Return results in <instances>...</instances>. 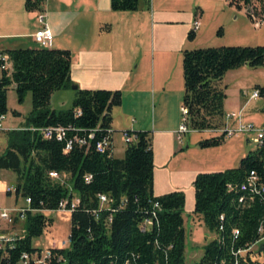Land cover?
<instances>
[{
  "label": "trees",
  "instance_id": "1",
  "mask_svg": "<svg viewBox=\"0 0 264 264\" xmlns=\"http://www.w3.org/2000/svg\"><path fill=\"white\" fill-rule=\"evenodd\" d=\"M43 1L23 0V6L26 11H39ZM140 3L149 6V0H109V8L135 10ZM250 3L251 0H228L238 9L244 7L248 17ZM254 8V13L264 17V0H258ZM193 36L194 31L189 29L187 39ZM1 54L7 56L10 67L0 69V115L6 113V91L13 84L18 102L26 92L31 96V109L23 127H69L60 140L44 139L35 130L6 129L5 146L0 150V169L10 170L16 177L15 199L28 197L29 207L39 210L57 208L64 197L79 199L68 218V244L52 249L63 261L53 264H183L184 194L181 190L153 194L150 133L126 130L134 138L125 143L122 157H113L111 148L103 153L94 148L97 140L112 133L110 111L121 101L120 90L76 87L69 107L50 109V94L73 85L69 50L37 45L0 49ZM263 58L264 45L183 49L181 105L186 108L188 130L222 128L225 93L219 83L223 73L240 64L259 66ZM254 89L264 113V86L256 85ZM90 132L87 145L72 143L63 152L67 138L73 134L86 137ZM222 138L220 133L199 140L198 145H217ZM49 170L66 172L68 188L48 178ZM250 171L264 181V134L261 144L240 157L236 167L194 175L192 211L214 234L204 244L196 264H264V244L256 251L247 250L244 260L233 254L264 234V193L240 188ZM84 174L90 175L87 181ZM98 194L107 198L106 204L99 201ZM241 196L243 200L239 202ZM145 219L150 224L145 225ZM19 222L22 236L0 246V264H17L21 253L37 250L32 238L50 223L41 211H26L23 220L14 221ZM234 228L238 231L235 237Z\"/></svg>",
  "mask_w": 264,
  "mask_h": 264
},
{
  "label": "crops",
  "instance_id": "2",
  "mask_svg": "<svg viewBox=\"0 0 264 264\" xmlns=\"http://www.w3.org/2000/svg\"><path fill=\"white\" fill-rule=\"evenodd\" d=\"M219 1L228 5L227 0H149L148 7L140 3L135 10L115 11L109 8V0H44L41 4L39 12L44 14V20L53 34L50 47L69 50V75L73 84L79 88L120 90L121 101L110 111L112 133L121 130L150 133L154 195L183 190L185 198L188 192L193 202V188L187 184H191L194 175L225 169H209L208 165L203 166L201 159L192 167L185 168L180 165L185 153L177 150L181 149L183 135L177 133L183 92L181 51L202 47L198 43L204 35L200 31L202 18L206 10ZM195 16H198L200 25L189 40L186 33ZM140 20L146 21L147 25L145 50L137 44ZM33 27V31L24 35L3 31L0 38H31L39 24L36 22ZM143 65L148 66L145 81ZM243 105L237 109L241 111V119ZM148 107L151 109L150 123L145 117ZM223 112H229L224 109V100ZM47 212L43 213L46 215ZM68 218L69 214L65 219L69 221ZM51 227L52 222L47 228ZM260 243L262 241L257 244L258 247Z\"/></svg>",
  "mask_w": 264,
  "mask_h": 264
},
{
  "label": "rangeland",
  "instance_id": "3",
  "mask_svg": "<svg viewBox=\"0 0 264 264\" xmlns=\"http://www.w3.org/2000/svg\"><path fill=\"white\" fill-rule=\"evenodd\" d=\"M228 5L227 3L224 4L222 1H219L216 4H212L206 10L202 18V25L200 26V31L204 35L201 40H198L199 45H202V47L219 45H264V17L258 27H253L249 17L245 13L244 7L238 9L235 6L230 7ZM257 5L258 0H251V3L248 5V10H254V6L257 7ZM37 12L29 13L26 11L23 6V0H0V33L4 31L6 33L24 35V33L33 31L35 27L33 25L36 24L35 14ZM137 33L140 38L137 40V44L145 50L147 46L146 21L141 22L140 20L138 22ZM32 46L37 45L29 37L0 38V47ZM142 68L143 79L145 81L148 66L143 65ZM219 84L223 87L225 93L224 109L226 111H237L244 104L242 109V122L251 123L260 128L264 125V113L260 110V97L248 98V95L256 85L264 86V58L262 64L256 67L240 64L236 67L226 69ZM74 95L75 90L72 88L55 90L49 96L48 107L55 110L65 109L70 106ZM246 98L248 99L246 100ZM245 101L246 103H244ZM6 109V113L0 122L2 127L0 129V150L5 146L4 130L10 129L8 127L11 125L13 127L22 126L25 115L30 111V93L26 92L23 100L18 102L14 85L10 84L6 91ZM13 111H16L17 115H13ZM146 111L145 117L150 123V107ZM117 117L121 120L120 115H117ZM180 119L181 115L179 110L178 124L180 123ZM218 134H220L218 129L190 130L184 133L181 139V149H177L185 153L183 157L184 161H181L180 165L189 168L194 163H198L197 160L199 161L201 159L203 166L206 167L208 165L209 169H215L217 167L232 168L237 166L240 157L256 147L251 139L254 136L253 132L237 136H223L217 145H209L206 147L198 145L199 140ZM121 135V131L112 133V155L114 157L123 156L125 143L122 141ZM157 169L156 166V171ZM15 178L14 172L0 169V207H12L25 204L24 198L18 196L15 199L13 191L6 194L3 190L5 185H14ZM187 185L191 187L190 183ZM181 191L184 194V204L181 211L185 232L183 264H196L202 255L204 244L214 234L205 226L200 215L193 213V202L192 198L189 197V193L186 192L185 198V192L183 190ZM47 216L49 222H52V227L47 228V231L41 233L38 237L32 238V243L43 249L47 246L49 237H52L50 238L51 244H56L57 242L68 244L69 221L65 219L67 214L64 212H47ZM22 229L21 222L11 224L0 219V232L19 233ZM48 232L51 234L48 235ZM262 243L264 244V236ZM257 248L258 246H253L252 250L256 251Z\"/></svg>",
  "mask_w": 264,
  "mask_h": 264
},
{
  "label": "built area",
  "instance_id": "4",
  "mask_svg": "<svg viewBox=\"0 0 264 264\" xmlns=\"http://www.w3.org/2000/svg\"><path fill=\"white\" fill-rule=\"evenodd\" d=\"M35 19L36 22L39 24V27L31 34V38L33 42H35L38 46L40 47H45L48 48L51 46L52 42V32L49 29L48 25L46 24L44 20V14L42 12H37L35 14ZM249 19L253 25V27H258L261 24V20L263 19V16L257 15L253 11H249ZM200 25V21L198 16H195L191 22V30L195 31ZM1 59V65L0 69H6L8 70L10 67V63L7 60V56L5 54L0 55ZM249 98H256L258 97L257 90L253 89L250 94L248 95ZM180 110V123L177 128V133L179 134H184L188 132V128L185 125L186 121V108L183 105H180L179 107ZM76 113H79V110H76ZM241 111H231V112H226L223 115L224 118V125L222 128L218 129L220 133H223V136H231L235 134H245L248 132H253L254 136L251 138L252 142L255 143L256 146H259L261 144L262 138H263V132L264 128L263 126L257 127L254 126L251 123H245L242 122L241 119ZM4 115H0V122L2 120ZM232 121L231 123H228ZM29 129V130H35L39 133V135L44 138V139H50L54 138L55 140H60L64 137L65 129L69 128L68 126H61V125H49V126H19V127H11L10 129ZM0 129L1 123H0ZM109 132V130H108ZM121 137L122 141L124 143H127L131 140H133L134 135L131 132H127L126 130H121ZM111 136V135H110ZM108 134L101 139L97 140L94 143V148L97 152L103 153L105 152V149L111 148V137ZM92 137V133H88L86 137L84 136H77L76 134H73L69 138L66 139L65 142V147L63 148V152L68 151L71 148L72 143H77V144H86L87 145V140ZM47 176L51 180L59 183L60 185H65L68 188L67 178L68 174L64 171H56V170H49L47 171ZM84 180L87 181L90 178L89 174H84L83 175ZM14 185H5L3 190L5 192L11 193L14 191ZM241 189L243 188H248L250 192L253 193H264V181L260 180V178L253 172L250 171V173L246 176L245 180L240 186ZM99 201L103 204L107 203V198L103 194H98ZM242 196L238 198V201L241 202ZM29 202L30 199L28 197L24 198V203L23 205L20 206H12V207H0V219L13 224L14 221H21L23 220L26 211L34 212V211H41L42 213L44 211L48 212H64L66 214H70V211L79 203V199L77 197H71L69 200H67L66 197L61 198L58 202V206L55 209H44V210H39V209H34L29 207ZM44 214V213H43ZM45 215V214H44ZM46 217L47 214L45 215ZM219 218H222L221 215H219ZM47 222V221H46ZM145 225L150 224L149 219H145L143 221ZM48 223H46L43 231L45 232L48 227ZM22 231L19 233H4L0 232V246L4 242H11L14 240L16 237H21L22 236ZM263 229L262 227L259 228V232H262ZM238 233L237 229H232V234L233 237L236 236ZM263 235L260 236L258 240L255 242L243 247V248H237L233 254L236 257H240L242 260H244V253L247 250H252L253 246H257V244L262 241ZM68 237V236H67ZM66 246L64 242H57L56 244H51L50 240L47 243V246L45 248H38L37 250L33 252H23L21 253L19 257V261L17 264H53L54 262H60L63 261V258L60 254H56L53 252V248H62ZM234 264H237L234 262Z\"/></svg>",
  "mask_w": 264,
  "mask_h": 264
},
{
  "label": "water",
  "instance_id": "5",
  "mask_svg": "<svg viewBox=\"0 0 264 264\" xmlns=\"http://www.w3.org/2000/svg\"><path fill=\"white\" fill-rule=\"evenodd\" d=\"M77 86L75 85V84H73V85H71L70 86V88H72V89H75ZM262 245V243L261 244H259V246H261Z\"/></svg>",
  "mask_w": 264,
  "mask_h": 264
}]
</instances>
